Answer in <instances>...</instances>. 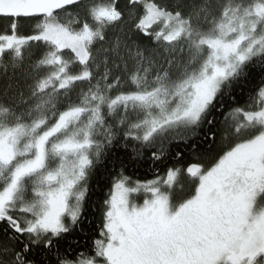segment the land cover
Masks as SVG:
<instances>
[{
	"label": "snow or ice",
	"instance_id": "1",
	"mask_svg": "<svg viewBox=\"0 0 264 264\" xmlns=\"http://www.w3.org/2000/svg\"><path fill=\"white\" fill-rule=\"evenodd\" d=\"M0 264H264V0H0Z\"/></svg>",
	"mask_w": 264,
	"mask_h": 264
},
{
	"label": "trees",
	"instance_id": "2",
	"mask_svg": "<svg viewBox=\"0 0 264 264\" xmlns=\"http://www.w3.org/2000/svg\"><path fill=\"white\" fill-rule=\"evenodd\" d=\"M131 174V173H130ZM100 175H103V173H101ZM137 176H139L140 178H148L151 179L152 178V173L151 172H146V171H140L137 173ZM97 179H99V176L97 177ZM99 196V193H98ZM94 197V198H98ZM89 219L93 221L92 225L89 226L87 223L85 225H83V227L85 228V231L88 233L87 236H79L78 238L81 240L82 244H87L88 247L91 246V237H93L96 233V228L97 225L99 224V215L96 212H91L89 215ZM81 251L86 250L85 247H82L80 249Z\"/></svg>",
	"mask_w": 264,
	"mask_h": 264
}]
</instances>
